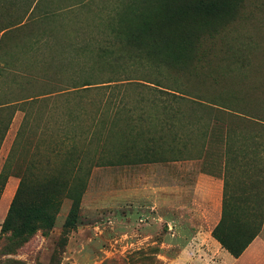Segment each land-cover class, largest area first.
<instances>
[{"label":"rangeland","instance_id":"374dc122","mask_svg":"<svg viewBox=\"0 0 264 264\" xmlns=\"http://www.w3.org/2000/svg\"><path fill=\"white\" fill-rule=\"evenodd\" d=\"M26 8L23 23L7 33L4 52L33 78L7 73L2 89L8 95L15 93L16 81L32 90L28 93L51 89L52 78H40L42 65L72 68L74 74L92 68L93 82L129 80L54 101L73 109L76 153L89 132L93 167L79 223L58 248L72 205L63 198L52 229H37L27 239L2 235L20 181L10 175L0 192V264H204L197 255L179 258L178 241H163L168 226L157 231L152 221L141 219L150 214L124 198L139 195L138 186H153L154 165L170 159H200L202 169L225 174L226 139L233 149L252 141L256 128L219 105L261 111L264 0H0V27L21 18ZM133 32L145 42L154 40L155 47L160 39L168 48L182 44L189 59L184 65L166 60L177 66L151 64L150 55L128 48L126 37ZM133 51L147 64L131 65L127 55ZM128 68L135 70L122 72ZM156 80L171 89L149 82ZM41 109L45 106H35L32 113ZM24 115L16 111L2 142L0 173ZM42 130H31L23 140L19 164L36 160V146L47 145ZM252 166L264 168V160Z\"/></svg>","mask_w":264,"mask_h":264},{"label":"trees","instance_id":"16d2710c","mask_svg":"<svg viewBox=\"0 0 264 264\" xmlns=\"http://www.w3.org/2000/svg\"><path fill=\"white\" fill-rule=\"evenodd\" d=\"M29 10L30 8H26L21 18L19 16L13 23L0 27V147L16 111L22 110L25 114L13 147L0 173V192L4 189L10 175H16L20 179L1 233L4 235L13 232L27 239L37 229H52L63 198H70L72 200L71 209L64 223L62 238L58 243V248H63L68 242L70 232L78 226L81 202L91 176L93 161L88 146L90 144L89 132L86 133V145L80 153H76L77 149L74 144L76 133L73 128L76 119L72 113L73 109L54 101H58L67 93L86 90L96 85L107 88L121 87L120 84L123 83L119 82L129 80V78L93 82L90 79L94 76L92 68L76 69L74 74L75 69L72 68L61 66L51 68L39 64L38 68L41 66L39 68L40 78L50 76L53 81L49 83V86L52 88L28 93L32 90L16 81L15 93L11 92L12 94L8 95L9 91L2 89V86L6 84L7 73H12L16 77L23 75L33 78L29 69L20 67L22 68L20 70L19 65L17 68V61H12L4 52L5 37L8 31L18 28ZM126 39L129 49L150 55L154 59L151 64H155L156 61L163 64L168 59L184 65L189 59L187 48L182 44L168 48L166 40L155 39L157 40L155 41L157 47H155L153 46L154 40L153 43L145 42L143 35L136 32L129 33ZM138 56L140 55H136L133 51L127 55L130 58L127 60L131 65L144 66L147 64L143 59L140 62ZM120 58H126V56L123 55ZM133 70L135 69L128 68V70L123 69L122 72ZM62 77L68 78L69 81L67 83L62 81ZM23 79L29 81L27 77ZM149 82L160 88L171 89L159 80ZM160 88L158 90H162ZM180 92L184 93L183 90ZM50 103L53 105H46ZM35 106H45V109H41V114L36 116L32 113ZM219 106L256 128L252 141H244L248 145L240 149H233L231 140L226 139L222 216L212 231L222 247L233 256L239 257L259 235L264 225V168L261 166L253 169L252 166L253 163L264 160V104L259 107L261 109L259 112H242L227 106ZM38 129H43L42 133L49 136L47 145L36 146L35 154L38 157L36 160L28 163L25 159L24 163L19 164L16 156L22 147L23 140L31 130ZM70 140L73 142H68ZM236 166V172H234ZM233 189H235L234 193Z\"/></svg>","mask_w":264,"mask_h":264},{"label":"crops","instance_id":"0c3cea01","mask_svg":"<svg viewBox=\"0 0 264 264\" xmlns=\"http://www.w3.org/2000/svg\"><path fill=\"white\" fill-rule=\"evenodd\" d=\"M200 161L170 159L154 165L153 186H138L139 195L124 200L149 213L141 219L152 221L157 231L168 226L163 241H178L182 260L197 255L204 264H264V226L239 257L213 236L222 216L225 174L202 169Z\"/></svg>","mask_w":264,"mask_h":264}]
</instances>
